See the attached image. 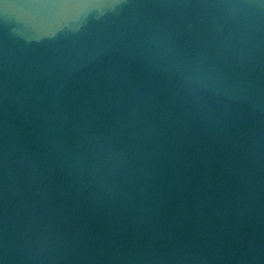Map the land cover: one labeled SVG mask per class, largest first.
I'll use <instances>...</instances> for the list:
<instances>
[{
    "label": "water",
    "instance_id": "95a60500",
    "mask_svg": "<svg viewBox=\"0 0 264 264\" xmlns=\"http://www.w3.org/2000/svg\"><path fill=\"white\" fill-rule=\"evenodd\" d=\"M0 264H264V0H0Z\"/></svg>",
    "mask_w": 264,
    "mask_h": 264
}]
</instances>
